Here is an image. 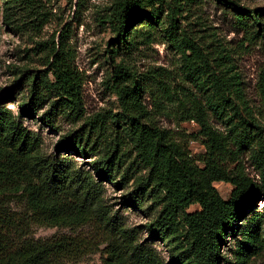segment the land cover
<instances>
[{"label":"trees","instance_id":"obj_1","mask_svg":"<svg viewBox=\"0 0 264 264\" xmlns=\"http://www.w3.org/2000/svg\"><path fill=\"white\" fill-rule=\"evenodd\" d=\"M37 3L8 2L24 12ZM185 13L183 0H114L104 23L115 34L116 52L128 50L144 26H167L165 36L196 91L169 87L163 69L142 79L116 65L111 87L119 113L87 118L68 24L57 42L53 36L49 43L44 75L26 79L18 114L0 106V264H78L98 251L104 264H251L263 254L264 212L258 204H264V127L238 75L223 63L226 56L214 58L215 51L203 49L184 30L178 33ZM236 19L252 37L264 33V9L238 11ZM257 90L264 109V69ZM14 96L8 91L0 101ZM170 109L178 124L198 126L202 154L191 155L185 141L158 124L156 118ZM23 118H39L49 129H56L59 119L81 126L59 138L54 153L45 156L40 137ZM245 155L258 180L246 173ZM87 156L91 162L85 169L76 160ZM215 183L231 185L228 200ZM104 184L122 192L126 209L148 218L146 239L106 204ZM7 197L21 201L23 216L9 215L1 203ZM192 206L198 209L189 212ZM34 226L73 235L35 240ZM82 229L88 231L74 235ZM11 230L13 239L6 244L2 236ZM157 241L166 248L165 258L151 246Z\"/></svg>","mask_w":264,"mask_h":264},{"label":"rangeland","instance_id":"obj_2","mask_svg":"<svg viewBox=\"0 0 264 264\" xmlns=\"http://www.w3.org/2000/svg\"><path fill=\"white\" fill-rule=\"evenodd\" d=\"M10 1L0 0V97L8 91H13L15 96L12 99H2L0 106H5L15 115L18 114L17 102L24 94L26 79L44 75L45 54L49 43L53 36L56 43L61 29L68 24L74 66L83 78L82 102L87 118L119 113L111 87L113 67L116 65L128 66L142 79L150 76V72L154 70L163 69L166 71L163 80L169 87L177 91L180 87L196 91L194 83L182 69L179 55L165 36L168 28L165 25L144 26L137 32L139 37L128 50L119 49L116 52L112 43L115 34L104 23L114 0H37V7L28 12L22 11L15 4H8ZM183 3L189 13L183 14V19L178 20V33L184 30L203 49L208 48L209 53L215 51L214 58L226 56L223 63L232 67V74L238 75L245 98L258 111L257 117L264 127V109L257 90L259 74L264 69V33L252 37L251 29L240 26L236 19L238 11L264 9V0H193L192 3L183 0ZM151 88L155 93L156 87L152 85ZM145 102L151 104L148 94L145 95ZM169 111L168 114L156 118L158 124L170 129L178 139L185 141L191 155L202 154V141L196 138L198 126L194 122L178 124L172 109ZM21 122L40 137L42 153L45 156L54 153V145L59 138L69 135L81 126V122L73 125L61 119L57 121L56 129L45 127L39 118H23ZM212 124L216 129L223 130L218 121L213 119ZM247 156L242 159L245 171L252 179L258 180ZM89 158H77L76 161L88 169L91 162ZM214 186L224 200L229 199L231 185L215 183ZM104 190L106 204L112 206V211H118L126 227H138L139 238L146 239L144 226L148 218L144 214L126 209L122 205V192L114 190L112 185L104 184ZM1 203L9 215H24L23 205L18 199L7 197ZM197 209L192 206L189 212ZM258 209L264 212L262 202L258 204ZM87 231L88 229L78 230L74 235L85 234ZM4 233V243L10 244L14 230ZM61 235L73 234L67 229L37 226L30 231L31 238L41 241ZM151 246L163 258L166 257V248L162 243L152 242ZM224 251L227 253V248ZM104 258L105 255L98 251L85 256L78 264H104ZM251 264H264V252Z\"/></svg>","mask_w":264,"mask_h":264}]
</instances>
